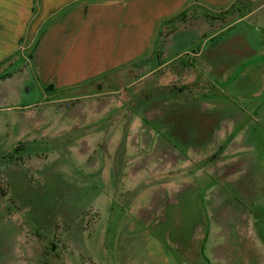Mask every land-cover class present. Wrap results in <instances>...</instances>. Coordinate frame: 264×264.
Returning a JSON list of instances; mask_svg holds the SVG:
<instances>
[{
  "label": "rangeland",
  "instance_id": "374dc122",
  "mask_svg": "<svg viewBox=\"0 0 264 264\" xmlns=\"http://www.w3.org/2000/svg\"><path fill=\"white\" fill-rule=\"evenodd\" d=\"M192 15L183 69L0 80V264H264V0Z\"/></svg>",
  "mask_w": 264,
  "mask_h": 264
},
{
  "label": "crops",
  "instance_id": "0c3cea01",
  "mask_svg": "<svg viewBox=\"0 0 264 264\" xmlns=\"http://www.w3.org/2000/svg\"><path fill=\"white\" fill-rule=\"evenodd\" d=\"M241 1L0 0V64L33 50L29 67L36 87L56 91L125 64L148 68L147 75L176 63L183 69L188 65L179 57L199 38L186 32L183 15L193 9L192 16L214 17ZM218 35L211 30L206 39Z\"/></svg>",
  "mask_w": 264,
  "mask_h": 264
},
{
  "label": "trees",
  "instance_id": "16d2710c",
  "mask_svg": "<svg viewBox=\"0 0 264 264\" xmlns=\"http://www.w3.org/2000/svg\"><path fill=\"white\" fill-rule=\"evenodd\" d=\"M32 58L33 50L31 51V53L29 52L28 56H22L21 51H19L10 58H8L6 61L0 64V80L12 78L18 71L22 70L21 67L24 66L22 64H25L29 67V62ZM32 84L33 86H36L34 79ZM46 90H48V92H56V90H54L52 87H49Z\"/></svg>",
  "mask_w": 264,
  "mask_h": 264
},
{
  "label": "flooded vegetation",
  "instance_id": "af4514ba",
  "mask_svg": "<svg viewBox=\"0 0 264 264\" xmlns=\"http://www.w3.org/2000/svg\"><path fill=\"white\" fill-rule=\"evenodd\" d=\"M35 88V86H33Z\"/></svg>",
  "mask_w": 264,
  "mask_h": 264
}]
</instances>
